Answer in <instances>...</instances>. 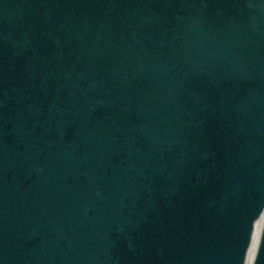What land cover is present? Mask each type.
<instances>
[{
  "label": "water",
  "instance_id": "obj_1",
  "mask_svg": "<svg viewBox=\"0 0 264 264\" xmlns=\"http://www.w3.org/2000/svg\"><path fill=\"white\" fill-rule=\"evenodd\" d=\"M264 264V0H0V264Z\"/></svg>",
  "mask_w": 264,
  "mask_h": 264
},
{
  "label": "bare ground",
  "instance_id": "obj_2",
  "mask_svg": "<svg viewBox=\"0 0 264 264\" xmlns=\"http://www.w3.org/2000/svg\"><path fill=\"white\" fill-rule=\"evenodd\" d=\"M261 226H262V221L259 220L256 223V228H255L254 235H253V238H252V243H251V246H250V249H249V252H248L246 264H251V262H252V259H253V256L255 254V251H256V248H257V244H258Z\"/></svg>",
  "mask_w": 264,
  "mask_h": 264
}]
</instances>
